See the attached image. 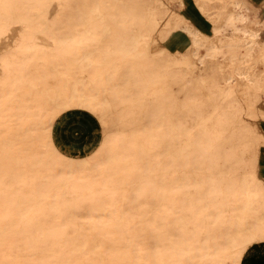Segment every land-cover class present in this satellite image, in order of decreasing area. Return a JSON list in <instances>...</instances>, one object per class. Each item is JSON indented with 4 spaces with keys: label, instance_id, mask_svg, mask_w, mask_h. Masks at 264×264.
Wrapping results in <instances>:
<instances>
[{
    "label": "bare ground",
    "instance_id": "6f19581e",
    "mask_svg": "<svg viewBox=\"0 0 264 264\" xmlns=\"http://www.w3.org/2000/svg\"><path fill=\"white\" fill-rule=\"evenodd\" d=\"M139 1L146 25L152 30L161 20L165 35L184 34L191 54L180 38L174 51L162 49L151 58L159 69L144 68L143 74L158 78L139 80L134 69L118 70L121 66L112 63L103 76L88 80L95 51L126 62L141 50L147 59L149 38L103 48L110 29L94 25L92 17L107 0H0V264H240L246 248L264 240V180L258 165L264 133L245 122L239 107L258 109V98L250 100L249 94L253 88L264 91V43L249 25L245 0H192L211 23L210 34L173 13L169 0ZM212 3L218 6L209 13ZM61 18L80 20L62 21L71 26L60 29ZM58 29L67 36L55 35ZM41 33L54 35L38 37ZM221 54H227L223 64L231 73L225 86H210L217 91L212 95L229 99L243 82L250 92L241 94V102L215 100L206 116H198L202 103L175 102L162 91L167 81L185 87L189 72L207 62L221 64ZM116 71H121L120 88ZM100 80L102 90L96 89ZM145 96L161 100L137 101ZM62 106L98 111L113 130L155 128L157 133L111 136L107 156L93 152L80 164L64 156L50 159L44 149L51 138L47 119L51 109ZM116 106L140 113L138 125L131 128L113 117ZM156 108V117L145 116ZM99 159L115 165L102 166ZM101 170L104 180L85 181ZM150 238L158 244L149 260Z\"/></svg>",
    "mask_w": 264,
    "mask_h": 264
},
{
    "label": "rangeland",
    "instance_id": "374dc122",
    "mask_svg": "<svg viewBox=\"0 0 264 264\" xmlns=\"http://www.w3.org/2000/svg\"><path fill=\"white\" fill-rule=\"evenodd\" d=\"M108 4H101L100 8L97 10V14L94 13V17H92L93 21H95L94 25H99L102 27V25L108 26L109 31L106 33V36L104 37L103 48L107 47L108 45L114 46L116 43H119L122 39H130V38H142V35H145L149 38V44L146 47V52L149 54L147 56V59L142 55L143 52L141 50H138L136 52H133L134 55L130 53V55L127 56L126 62H120L119 56L117 55H110L109 52L104 53L103 51H95L92 55L93 59V65L91 68L86 69V77L88 80L94 79L96 80V77L101 74L104 75V69L108 66H111L112 63H115L121 66V69L118 70H124L127 69H134V77L135 78H144V76H148L149 78H158L159 75L156 74H143L144 68L146 69H159L161 65L156 62V59H151L152 57L155 58L157 55L160 54V50H170L174 51L177 48V45L179 44L180 38L185 40L187 42V46L185 49V52L188 53V55L191 54L192 46L189 44V39L184 34H180L177 32H173L167 35H165V32H163L160 29L161 20L159 22V25L152 29L146 25V18H145V10L143 3L139 0H128L127 3H115L113 0H107ZM170 10H172L173 13L176 15H185L186 17L191 20V22L200 30H202L206 34L211 33V23L208 21V19L203 16L195 7L192 0H182L184 6L179 7L175 4L173 0H169ZM103 2V0H102ZM248 8H249V17L252 20L249 25L250 27L254 28L255 30H258L260 33V40L264 43V22L260 23L259 26H256L254 22H260L264 18V11H262L259 0H245ZM79 3V2H78ZM125 4V5H124ZM114 5V6H113ZM218 5L216 3L210 4L208 6L209 13H213L216 10V7ZM193 11H192V9ZM99 15H105L103 19L101 20L98 17ZM61 23L58 24L60 29L65 26H71V24L62 23V21H69L71 22H77L79 20L74 19H66L61 18L58 19ZM73 24V23H72ZM78 24V23H77ZM74 24V26H77L79 28L85 26L82 24ZM60 29L58 31L56 30L54 33L55 35L61 37V36H67L66 34H61ZM177 34L181 35L177 36ZM47 35H54L50 33H41L38 35V37H46ZM171 36V37H170ZM86 37V36H84ZM90 38V37H88ZM179 38V39H178ZM71 42V41H70ZM141 44V43H140ZM106 45V46H105ZM148 50V51H147ZM141 52L142 54L139 55ZM139 53V54H138ZM137 54V55H135ZM110 55V56H109ZM227 54H221L219 56V61L221 64H218L217 62H207L200 70L189 72L186 75V78H190L191 80L187 83H185V87L183 88H177L174 82H162L163 85L166 84V88H163L162 91L171 93L170 100H174L175 102H185V103H202L198 106V109H201L203 113L198 116H206L207 113H204V111H208L211 109L212 105L210 103L214 102L215 100H224L226 102H231L233 100H236L238 102H241L243 99L242 93L250 92V89L248 88V85L243 82L238 83V87L236 86L234 90V95L229 99L219 98L216 95H212V93H217L216 89L212 92L211 90L213 87L210 88V86L217 83L219 86H225L224 79L227 78V74L229 75L231 73V66L224 65V60L228 59L226 58ZM209 59V57H206V60ZM152 60V61H150ZM100 64V65H98ZM102 65V66H101ZM263 70V65L259 66V70ZM190 70V69H189ZM229 72V73H228ZM116 74V84L120 88L119 84V75L121 74V71L115 72ZM77 75V74H76ZM121 77V76H120ZM159 81V80H158ZM99 83L98 86H96V89H103V85H100L102 80L96 81ZM139 85H141V82ZM160 82H155L154 84H159ZM95 84V83H94ZM102 84V83H101ZM123 83H121V86ZM141 89H139L140 91ZM160 91L159 89H156ZM100 91V90H98ZM65 92V91H64ZM104 92V91H102ZM178 93L177 96L175 94ZM108 94H110V90L107 91ZM252 96L250 100H254L255 98H258V103L256 104L258 106L256 113L252 111L250 106L248 104H240V108L243 110L242 117L245 122H250L251 124L256 125L261 132L264 133V91L260 89L253 88L251 93L249 94ZM110 100H120V98H113L110 97ZM128 100H130L128 98ZM160 101L161 99H154V98H148V97H140L137 98V101ZM169 100V99H167ZM190 106V105H188ZM65 107V106H64ZM62 106L58 109H51L50 107V113L49 118L47 120H51V129L50 134L51 138H48L49 147L44 146L43 148L47 150L50 155L49 158L51 159L56 156V158L62 159L64 156L67 160L71 161L73 164H80L83 161H86V157L90 154L94 153H104L107 156V150L110 148V138L111 136H120L121 134H156L157 129L153 128L149 131H143L140 129H127V130H113L110 129L108 126H106L104 122H102L99 118V112L98 111H89L87 109L83 108H77V107H69L64 108ZM179 107V105H178ZM64 108V109H63ZM127 108L130 110V106H127ZM126 108V110H127ZM147 108H151L147 107ZM116 112L114 111L113 117L118 116L126 120L128 127L135 128L138 125L139 118L142 117L140 113H127L125 108L116 106L114 107ZM118 111V112H117ZM125 111V112H124ZM156 113L154 114H146L147 117H156L158 115L159 109H155ZM121 112V113H120ZM195 117L196 115L190 114V117ZM255 116V117H254ZM190 120V119H188ZM189 122H184V124H188ZM107 125H109L108 122H106ZM151 125V124H148ZM110 136V137H109ZM43 137V138H42ZM42 139H45V134L42 135ZM49 137V136H48ZM46 143V142H45ZM43 142V144H45ZM46 156V157H48ZM60 156V157H59ZM121 160V158H120ZM62 162H67L62 160ZM100 164L102 166L108 167V166H114L115 164L112 162H106L105 160L101 161L99 159ZM67 164V163H66ZM258 165H260V171L261 174L259 175L264 180V146H261L259 148V157H258ZM120 166H123L120 165ZM106 171L101 170L98 174L96 173V176H92L91 174L88 175V178H86V182L95 183L98 180H104L102 175H104ZM160 172V171H159ZM99 177H102V179H99ZM166 180V178H165ZM94 181V182H93ZM162 183V180L159 178L157 180V188L159 189V193L162 190L160 185ZM114 189V188H113ZM160 196V195H159ZM166 205L168 206V210L170 209V201H169V195L167 200L165 199ZM161 203V202H160ZM164 208V207H163ZM168 215H170V211H168ZM173 216L172 213L171 216H168V224L172 225L173 223ZM167 226V231H168ZM144 238V233H143ZM157 242V243H156ZM149 244L151 248V252H149V260L152 257V254L154 252V249L156 248V245L158 244V239L153 240L149 239ZM240 264H264V240L255 241L251 243L246 250L243 253L242 259L240 261Z\"/></svg>",
    "mask_w": 264,
    "mask_h": 264
},
{
    "label": "crops",
    "instance_id": "0c3cea01",
    "mask_svg": "<svg viewBox=\"0 0 264 264\" xmlns=\"http://www.w3.org/2000/svg\"><path fill=\"white\" fill-rule=\"evenodd\" d=\"M259 4H260V7L262 9V11H264V0H259ZM186 19L189 20L188 17H186L185 15H183ZM191 22V20H189ZM192 25H194L192 22H191ZM195 26V25H194ZM196 27V26H195ZM199 29V28H198ZM259 170H260V165H259ZM261 172V171H260ZM242 259V258H241ZM241 261V260H240Z\"/></svg>",
    "mask_w": 264,
    "mask_h": 264
}]
</instances>
